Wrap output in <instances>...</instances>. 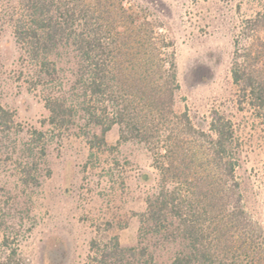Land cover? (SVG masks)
Wrapping results in <instances>:
<instances>
[{
    "label": "trees",
    "instance_id": "trees-1",
    "mask_svg": "<svg viewBox=\"0 0 264 264\" xmlns=\"http://www.w3.org/2000/svg\"><path fill=\"white\" fill-rule=\"evenodd\" d=\"M17 1L14 41L36 62L49 90L59 73L53 56L71 51L72 87L88 121L100 126L99 141L118 125L122 137L144 143L152 157V170L135 177L144 207L137 213V244L123 248L115 236L98 247L92 264H157L156 251L165 246L175 248L170 264H264V223L247 208L236 176L234 124L217 109L198 124L187 110H176L174 42L159 25L121 0ZM250 22L254 42L240 49L231 73L243 98L264 116V18ZM44 106L50 124L73 123L75 107L64 97L49 93ZM14 115L0 104V143ZM20 165L24 183L37 184V161ZM0 214L2 244L9 246L19 227L9 210L1 207ZM0 264L22 262L12 249Z\"/></svg>",
    "mask_w": 264,
    "mask_h": 264
},
{
    "label": "rangeland",
    "instance_id": "rangeland-1",
    "mask_svg": "<svg viewBox=\"0 0 264 264\" xmlns=\"http://www.w3.org/2000/svg\"><path fill=\"white\" fill-rule=\"evenodd\" d=\"M121 2L173 40L176 110H187L196 124L213 109L232 120L240 144L236 176L247 208L264 223V116L243 98L231 73L240 49L254 42L250 21L264 18V0ZM17 3L0 0V104L15 114L0 143V208L19 227L4 246L0 226V260L15 249L22 264H92L98 247L115 236L123 248L137 244V213L144 207L135 177L152 170V157L144 143L122 137L118 125L99 141L101 128L88 121L72 87L71 51L53 56L59 73L49 90L36 62L14 41L10 19ZM49 93L74 105L68 127L48 122ZM32 158L38 183L28 185L20 163ZM174 250L158 249L156 263L170 264Z\"/></svg>",
    "mask_w": 264,
    "mask_h": 264
}]
</instances>
